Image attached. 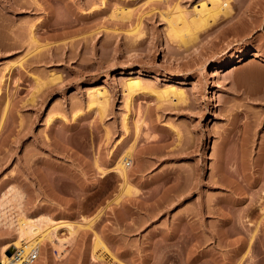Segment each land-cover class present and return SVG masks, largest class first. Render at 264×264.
Masks as SVG:
<instances>
[{
    "label": "rangeland",
    "instance_id": "rangeland-1",
    "mask_svg": "<svg viewBox=\"0 0 264 264\" xmlns=\"http://www.w3.org/2000/svg\"><path fill=\"white\" fill-rule=\"evenodd\" d=\"M201 1L211 6L0 0V196L14 184L31 214L93 219L64 251L43 240L33 264H159L164 247H177L178 264H264V0H229L230 13L178 45L167 34L175 3ZM245 47L260 55L238 61ZM128 78L171 83L186 101L136 92L127 109ZM93 86L108 92L101 115L87 107ZM130 145L137 191L115 198L121 177L110 168ZM10 230L0 225V245Z\"/></svg>",
    "mask_w": 264,
    "mask_h": 264
},
{
    "label": "bare ground",
    "instance_id": "bare-ground-1",
    "mask_svg": "<svg viewBox=\"0 0 264 264\" xmlns=\"http://www.w3.org/2000/svg\"><path fill=\"white\" fill-rule=\"evenodd\" d=\"M211 6H207L205 1H201L197 5H193L191 9H185L180 7L177 3L174 5V11L169 15L167 19V34L169 38L178 43V45H183L186 47L189 43L193 42L199 33L211 23L216 20L217 15L222 12L223 14L230 13L231 7L229 5V0H209ZM121 17L126 16V12H120ZM34 24L30 26V38L34 40L33 27ZM140 27L135 25L132 28L131 33H139ZM139 36V35H138ZM249 55L259 56L258 50L251 51L250 48H243L239 51L236 56L239 60H244ZM235 57L228 56L224 62H220L216 65V69H221L223 67H229L233 64ZM51 78L54 74H50ZM37 89L43 85V82L39 78H35ZM42 84V85H41ZM125 92V103L127 109L130 106L131 98L136 92H155L158 101H168L172 102V96L176 98L173 104L182 103L186 101V95L180 87L173 84H165L160 89H152L144 86L139 78H128L123 82ZM88 99L87 107L88 109H95L100 112V115L104 112L106 105L108 103V92L107 89L102 86H93L87 90ZM217 94V93H216ZM215 96V95H214ZM127 112L122 115V131L123 134H127L129 131V125L127 120ZM75 116V115H74ZM52 117H49L50 120ZM49 122V121H48ZM140 122L136 123V128L139 127ZM122 134V135H123ZM124 136V135H123ZM121 137L117 139L120 142ZM133 159L132 146H128L123 149L120 157L115 162L110 169L117 173L121 177L120 189L117 193L118 196L123 193V191L136 192V188H132L129 181V170L128 164ZM101 169V168H100ZM109 170L101 169V174H105ZM21 188V187H20ZM19 186L10 184L6 190L1 192L0 196V225H6L11 228V230L3 236L2 243L0 245V264H33L34 258L37 253L40 252L41 242L48 239L51 243L56 244L58 249H67V245L70 241L72 235L76 232L79 227L86 226L90 227L93 219L81 217L80 220L74 221L71 219H52L47 214L42 212L31 214L27 212L22 206V200L24 197V190L20 189ZM120 194V195H119ZM169 200V199H168ZM14 203L18 208L15 215L8 216L7 206ZM12 207V206H11ZM10 209V207L8 208ZM64 229L65 235L60 236L58 230ZM170 237L168 236V239ZM173 238H171L172 241ZM56 240V241H55ZM176 238L173 240L175 242ZM169 242L170 239L168 240ZM167 241V242H168ZM178 240H176L177 243ZM169 242L166 247H169ZM172 243V242H171ZM170 243V244H171ZM173 245V244H171ZM174 246V245H173ZM175 247V246H174ZM169 248H172L171 246ZM10 249L12 253H7L6 251ZM106 249L105 245L99 237L94 238L92 255L94 257H100L96 251ZM108 250V249H107ZM163 255L160 256V260L157 261L159 264H178L176 261L177 247L175 249H165L164 247ZM99 251V250H98ZM101 251V252H102ZM170 260V261H169Z\"/></svg>",
    "mask_w": 264,
    "mask_h": 264
}]
</instances>
